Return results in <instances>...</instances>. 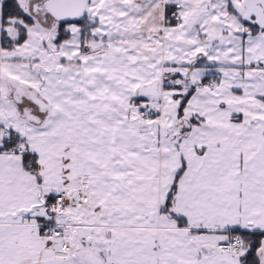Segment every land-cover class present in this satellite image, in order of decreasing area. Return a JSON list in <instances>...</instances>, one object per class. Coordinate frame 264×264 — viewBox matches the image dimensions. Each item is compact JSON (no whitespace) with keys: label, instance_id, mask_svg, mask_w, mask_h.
Returning a JSON list of instances; mask_svg holds the SVG:
<instances>
[{"label":"snow or ice","instance_id":"1","mask_svg":"<svg viewBox=\"0 0 264 264\" xmlns=\"http://www.w3.org/2000/svg\"><path fill=\"white\" fill-rule=\"evenodd\" d=\"M0 264H264V0H0Z\"/></svg>","mask_w":264,"mask_h":264}]
</instances>
